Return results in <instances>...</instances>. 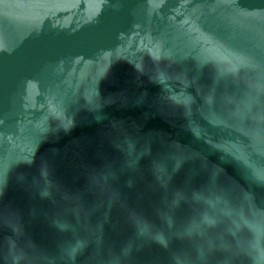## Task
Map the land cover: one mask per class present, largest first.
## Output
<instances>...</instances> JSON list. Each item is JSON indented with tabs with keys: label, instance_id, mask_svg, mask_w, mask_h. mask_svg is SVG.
Returning <instances> with one entry per match:
<instances>
[{
	"label": "water",
	"instance_id": "water-1",
	"mask_svg": "<svg viewBox=\"0 0 264 264\" xmlns=\"http://www.w3.org/2000/svg\"><path fill=\"white\" fill-rule=\"evenodd\" d=\"M262 249L264 0H0V264Z\"/></svg>",
	"mask_w": 264,
	"mask_h": 264
}]
</instances>
